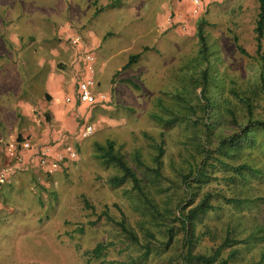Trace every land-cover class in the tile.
Here are the masks:
<instances>
[{"label":"rangeland","instance_id":"obj_1","mask_svg":"<svg viewBox=\"0 0 264 264\" xmlns=\"http://www.w3.org/2000/svg\"><path fill=\"white\" fill-rule=\"evenodd\" d=\"M103 1L108 8L99 17L91 15L90 25L100 35L112 33L104 45L123 46L130 26L132 33L148 30L147 46L141 55L130 56L135 59L126 68L121 57L98 56L105 64L102 72L94 68L99 50L96 56L92 50L82 52L80 63L91 67L99 93L94 105L82 106L85 116L75 131L88 124L93 133L69 142L75 158L63 154V147L66 157L56 174L43 169L48 176L33 173V195L23 192L4 200L0 264H182L187 246L183 249L178 208L190 201L196 205L208 194L213 209L194 222L192 254L219 250L214 264H264V130L255 125L264 123V36L258 53L254 31L258 0H197L196 5L193 0ZM21 10L19 4L10 8V20L16 21ZM1 28L0 63L12 52V34ZM79 37L77 44L74 38L63 41L77 47ZM85 53L93 63L84 62ZM31 60L28 53L25 65L17 64L22 77L35 71ZM42 77L35 81L42 83ZM0 116L4 118L1 108ZM0 127L2 135L7 130ZM89 138L93 141L81 152L80 141ZM108 140L136 172L155 212L129 181L120 187L108 183L120 174L97 157L96 146ZM225 140L233 143L224 146ZM159 146L163 155L156 176L152 169ZM137 155L144 167L136 164ZM26 204L30 209L21 206ZM121 222L137 242L119 229ZM166 228L172 229L170 239ZM227 237L230 244L223 246Z\"/></svg>","mask_w":264,"mask_h":264},{"label":"crops","instance_id":"obj_2","mask_svg":"<svg viewBox=\"0 0 264 264\" xmlns=\"http://www.w3.org/2000/svg\"><path fill=\"white\" fill-rule=\"evenodd\" d=\"M9 1L0 0V27L12 34L10 37L12 45L9 49L13 52L8 53L0 63V82H2L0 108L4 114V118L0 116V126L7 130L0 135V161H2L0 170L13 166V161L6 154V145L18 138H29L39 146L50 147L52 150L50 154L54 159L63 155L61 152L66 144L76 143L78 137H75V134L78 130H75L78 120L85 116L82 106L87 105H81V107L77 105L78 102L74 96L75 81L87 76L86 69L90 68L80 63L82 52L92 50V55L96 56L94 51L99 50L94 64L98 72H102L105 65L99 62L101 57L98 56H106L107 59L121 57L124 63L122 68H126L135 57L130 58V56L141 55L148 40L147 29L142 33H132L131 27L127 26L129 39L123 46L110 48L109 45H104L105 40L111 37L112 33L106 32L103 33L105 35H100L97 29L90 25V22L95 19L90 17L91 15L99 17L108 8L104 1L100 4L102 0H14L11 3ZM98 3L102 7L100 11V8L96 7ZM17 4L22 7V12L17 16L16 21L10 20V13L13 12L10 8H16ZM140 14L143 15V10ZM2 15L7 16L4 18ZM79 36H82V44L77 47L70 43L67 45V42L65 44L63 41V39H75ZM25 39L28 41L27 44H25L27 41L21 42ZM16 52H19L17 54L22 60H18ZM28 53L32 57L35 71L30 72L29 69L27 76L22 77L23 75H19L17 64L21 61L25 65V57ZM115 70L121 71V68ZM38 75L43 76L39 78L42 83L35 81ZM66 98H71V101L67 103ZM88 107L90 106L86 108ZM93 125L96 130L99 123ZM92 139L80 141L81 152ZM27 167L25 171L18 170L12 173L7 185L0 186L2 220L6 217L4 200L7 201L9 195L14 200L23 192H33L32 185L36 178L33 173L35 172L37 175L48 176L43 173L36 161L28 164ZM57 172L58 170H54L53 173ZM24 181L26 183L22 186L21 182ZM21 206L24 209L31 207H27V204ZM9 213L7 210V214ZM17 214L20 215L19 212Z\"/></svg>","mask_w":264,"mask_h":264},{"label":"trees","instance_id":"obj_3","mask_svg":"<svg viewBox=\"0 0 264 264\" xmlns=\"http://www.w3.org/2000/svg\"><path fill=\"white\" fill-rule=\"evenodd\" d=\"M259 3V14H258V19L256 22V27H255V34H256V43H257V52L259 53L261 50V39L264 36V0H258ZM197 37L199 39V43L201 45V52L203 54H206V44H205V40H204V36L202 34V30H201V26H198V32H197ZM239 51L242 54H245V52L242 49H239ZM137 57V56H136ZM132 58L131 62L134 61ZM128 63V65H130V63ZM76 90V89H75ZM98 92V91H97ZM75 96V95H74ZM76 98V96H75ZM78 102V100H77ZM79 103V102H78ZM249 116L251 115L250 112ZM256 126H259L260 128H262L264 130V123L261 122H256L255 123ZM251 124L248 125V127H250ZM243 132V134H247V130L246 128H242L241 129V133ZM24 138H18V140H22ZM29 139V138H28ZM31 140V139H30ZM236 140V139H234ZM34 143V142H33ZM229 143H233V141L230 142V140H225L222 142V145L227 146V144ZM36 144V143H34ZM37 145V144H36ZM114 142L111 140L106 141L104 146H96V149L98 152L97 153V157L99 160H101L102 164L104 166H108V167H113L116 168L119 171V175L113 176L109 179L108 183L112 186V187H120L121 185H123L125 182L129 181L132 185V191L136 192L139 197L143 200L144 204L148 205L149 209L152 210L153 212H155V208L153 206H150V200H148L149 198H146L148 196L145 195L144 190L141 186V182L140 179L138 178L136 172L129 167V165L127 164V162L117 153H115L114 151ZM157 156L154 158V164H155V168L152 169V172L158 176L159 175V171L161 168V158L163 155V149L162 146H159L157 148ZM135 161L136 164L139 167H144V164L142 163V161L139 159V156H135ZM194 172V171H192ZM182 183L185 185V191L187 194H189V180L188 177L184 176ZM209 200H210V195H206L198 204L194 205L193 201L188 202L187 207H179L178 210L179 212V216H178V221L181 225V229L183 232V249H185V247L187 246V250L186 252L183 253V255L181 256L182 259V264H214L217 261V258L219 257V250H216L215 253L213 255H194L192 254V242H193V237H194V231L192 229V227L194 226V222L198 219V217H200L201 215H204L207 211L212 210L213 206H211L209 204ZM188 208L187 212H184L186 209ZM118 226L120 227L119 229L122 230V232L133 242H137V238L134 236V234H132V232H130V230L126 229L125 225L123 224V222L119 223ZM167 234L169 236L168 239H170L172 237V229H167ZM230 244L229 243V239L228 237L225 238L224 242H223V246H226ZM102 252V251H101ZM100 252V246H97V248L95 249L94 253L96 255V257H99L101 255ZM221 264H226V261H222Z\"/></svg>","mask_w":264,"mask_h":264},{"label":"built area","instance_id":"obj_4","mask_svg":"<svg viewBox=\"0 0 264 264\" xmlns=\"http://www.w3.org/2000/svg\"><path fill=\"white\" fill-rule=\"evenodd\" d=\"M193 3L198 4L197 0H193ZM80 40L79 37H76L73 40V43L77 44ZM94 58L91 54L85 53L84 62L93 63ZM89 73L87 76L76 81V90L75 96L79 104L92 106L96 103L97 98V85L95 84L93 78L91 77L92 71L91 67L88 68ZM91 72V74H90ZM71 98H66V102L69 103ZM93 133V127L88 124H83L82 128L78 130L75 134L76 137L80 139H85ZM65 154L68 158H75V150L73 145L66 144L64 146ZM7 155L13 161V166L0 170V186L7 183L9 176L19 171H25L28 167V164H31L33 161H36L40 169L45 170V172L50 173L58 168V163L61 162L66 156H57L53 158L51 148L48 146H39L32 142L28 138L22 140H15L12 143L6 145ZM28 158V159H27Z\"/></svg>","mask_w":264,"mask_h":264}]
</instances>
